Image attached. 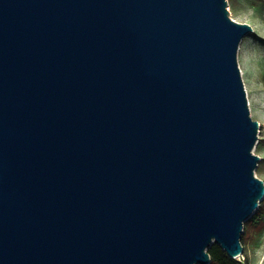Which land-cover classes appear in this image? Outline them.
Segmentation results:
<instances>
[{
	"label": "water",
	"instance_id": "obj_1",
	"mask_svg": "<svg viewBox=\"0 0 264 264\" xmlns=\"http://www.w3.org/2000/svg\"><path fill=\"white\" fill-rule=\"evenodd\" d=\"M228 0H0V264H210L264 198Z\"/></svg>",
	"mask_w": 264,
	"mask_h": 264
},
{
	"label": "rangeland",
	"instance_id": "obj_2",
	"mask_svg": "<svg viewBox=\"0 0 264 264\" xmlns=\"http://www.w3.org/2000/svg\"><path fill=\"white\" fill-rule=\"evenodd\" d=\"M233 19L253 26L240 42L238 62L247 91L250 113L260 122L253 152L260 156L255 174L264 180V0H228ZM243 254L237 259L247 264H264V198L244 222Z\"/></svg>",
	"mask_w": 264,
	"mask_h": 264
},
{
	"label": "trees",
	"instance_id": "obj_3",
	"mask_svg": "<svg viewBox=\"0 0 264 264\" xmlns=\"http://www.w3.org/2000/svg\"><path fill=\"white\" fill-rule=\"evenodd\" d=\"M242 239V237H241ZM242 241V240H241ZM208 251L211 256V263L210 264H247L242 263L237 258L230 257L222 247L217 244L213 243L209 248Z\"/></svg>",
	"mask_w": 264,
	"mask_h": 264
}]
</instances>
